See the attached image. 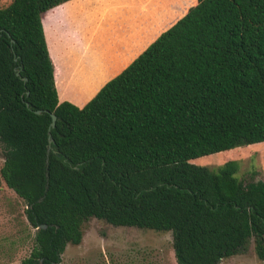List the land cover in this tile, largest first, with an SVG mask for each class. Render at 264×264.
<instances>
[{
    "label": "trees",
    "instance_id": "16d2710c",
    "mask_svg": "<svg viewBox=\"0 0 264 264\" xmlns=\"http://www.w3.org/2000/svg\"><path fill=\"white\" fill-rule=\"evenodd\" d=\"M66 1L0 7L1 176L36 229L21 264H60L92 217L171 231L179 264L251 241L264 260V179L192 162L264 143V0H198L83 107L59 99L42 21Z\"/></svg>",
    "mask_w": 264,
    "mask_h": 264
},
{
    "label": "rangeland",
    "instance_id": "374dc122",
    "mask_svg": "<svg viewBox=\"0 0 264 264\" xmlns=\"http://www.w3.org/2000/svg\"><path fill=\"white\" fill-rule=\"evenodd\" d=\"M12 1L0 0V7H6ZM89 53L84 50L67 60V69L60 79V85L74 99L80 98L84 90L95 85L87 72ZM231 159L239 161L237 175L244 182L264 179V143L203 156L192 162L216 169ZM3 164V148L0 145V264H21L33 249L36 229L27 218L23 199L3 180ZM60 264L179 263L171 231L116 226L92 217L83 225L82 242L69 243ZM220 264H264V260L258 257L254 241H251L243 252L223 259Z\"/></svg>",
    "mask_w": 264,
    "mask_h": 264
},
{
    "label": "crops",
    "instance_id": "0c3cea01",
    "mask_svg": "<svg viewBox=\"0 0 264 264\" xmlns=\"http://www.w3.org/2000/svg\"><path fill=\"white\" fill-rule=\"evenodd\" d=\"M198 0H69L42 16L60 101L87 104ZM71 44V45H67ZM87 50L95 85L74 99L60 85L67 60Z\"/></svg>",
    "mask_w": 264,
    "mask_h": 264
},
{
    "label": "water",
    "instance_id": "95a60500",
    "mask_svg": "<svg viewBox=\"0 0 264 264\" xmlns=\"http://www.w3.org/2000/svg\"><path fill=\"white\" fill-rule=\"evenodd\" d=\"M42 112V110H37V113H41ZM56 122H57V115L56 114H52V123H51V127H50V130H51V128L52 127H55L56 126ZM49 140H50V143L52 142V135H51V133H50V135H49ZM41 227L42 228H46L47 227V225L46 224H44V225H41Z\"/></svg>",
    "mask_w": 264,
    "mask_h": 264
}]
</instances>
